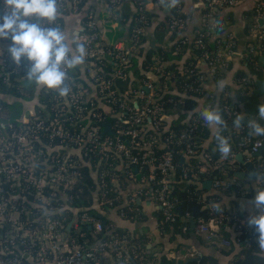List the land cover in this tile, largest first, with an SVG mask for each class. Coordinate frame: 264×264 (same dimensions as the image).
<instances>
[{"label":"built area","instance_id":"2783aa9c","mask_svg":"<svg viewBox=\"0 0 264 264\" xmlns=\"http://www.w3.org/2000/svg\"><path fill=\"white\" fill-rule=\"evenodd\" d=\"M79 1L58 0L59 12L67 8L75 10ZM121 1L107 0L104 3L114 8ZM236 1L200 0L207 8L201 14L202 26L193 30L190 39L184 36L181 40L183 44L193 38L200 57L188 70L196 83L183 84L185 89L192 90L199 98L196 99L194 109L186 112V125L179 132L164 131L170 117L183 113L180 109L183 105L182 99L170 97L163 103L155 100L151 73L146 76L147 80L135 88L122 92L114 90V78L122 77L120 69L112 66L108 75L101 70L97 60L103 56L104 50L98 45L99 39L92 24H86L91 31L89 34L80 32L79 36L80 42L87 47L83 70L88 81L77 77L75 68L67 70L66 83L71 89L67 96L61 97L54 90H41L43 93L53 91L50 96L52 112L39 102L44 117L35 115L29 109L26 114L21 115L18 120L19 127L12 131L11 137L0 138V179L9 182V194H12L4 197V191L0 188V264H24L21 258L29 264H158L148 252L137 248L131 232L126 230L119 234L110 233L113 227L103 214L114 210L122 219L129 220L128 216L134 219L139 212V202L155 206L159 213V228L164 223L171 225L178 217L183 216L191 223L179 224L180 231L192 227L207 242L216 241L222 246H229V241L218 230L233 224L239 231L242 222L236 211L217 208V197L213 192L232 188L239 193L240 180L232 175V171L238 170L241 164L236 159L237 153L246 155L244 160L252 164L254 172L264 173L263 163L255 165L252 162V159L258 161L260 157L256 159L251 156L261 147L263 139L253 138L245 133L243 126H234L232 116L237 113L235 103L231 105L224 102L220 112L226 121V127L220 134L229 138L230 154L224 157L219 153L215 139L216 130L212 133L210 149L215 157L212 158L211 153L200 146L207 132L201 112L204 108H215L211 101L205 99L211 95L216 101L220 96L223 99L227 97L225 91L219 95L206 94L203 84L207 76L213 79L227 69L228 60L235 48L230 34L210 41L212 33L218 27L214 9L232 6ZM147 2L151 1H132L135 20L130 29L131 43L128 47L120 48L119 41L114 42V50L125 54L139 43L149 21L144 13ZM263 6L264 1L257 0L250 11L247 31L253 41L242 54L244 63L264 50V27L259 21ZM185 21L186 17L169 19L166 31L171 33L172 30H181ZM207 40L213 47L211 52L206 49ZM1 52L3 80H7L9 75L28 69L29 65L24 62L19 67L14 66L7 51ZM114 57L120 63L125 62L119 53L114 54ZM199 64L205 67L204 73L199 69ZM151 70L158 72L160 66L153 61ZM243 81L240 76L234 78L236 84ZM168 103L177 106L178 111L173 116H165L162 109ZM109 119H112L111 124ZM105 123L108 124L109 132L103 131ZM99 124H102V131ZM0 127L3 128V125L0 124ZM7 127L11 128V125L7 124ZM40 136L46 138L45 144L39 142ZM232 138L236 140L233 141ZM172 143L181 145L176 153L180 155L182 163L192 157L200 161L192 166L182 165L177 176L178 180L189 181L197 187L202 180L203 183L208 181L206 190L202 188L190 198L201 210L206 211V217H195L188 211L181 212L180 215L177 212L178 201L171 192L177 169L173 161V151L168 147ZM164 146L167 149L159 153V149ZM83 167L94 181V211H83L69 218L65 215L56 218L45 216L53 211L66 210V192L80 178ZM121 175L137 183L132 190L123 194L118 185ZM255 181L259 189L264 187V179L260 175H257ZM13 188L17 191L14 192ZM26 196L31 199L29 206L25 203ZM20 213L23 214V219L18 217ZM96 213L101 215L103 224L100 218L95 217ZM68 223L67 228L72 229L74 235L82 236L84 232L80 228L85 226L97 237L90 243L84 240L79 244L74 236L63 232V226Z\"/></svg>","mask_w":264,"mask_h":264},{"label":"trees","instance_id":"16d2710c","mask_svg":"<svg viewBox=\"0 0 264 264\" xmlns=\"http://www.w3.org/2000/svg\"><path fill=\"white\" fill-rule=\"evenodd\" d=\"M150 1L159 9L164 7L160 3V0ZM103 2H107V0H103ZM83 3L84 0H80L76 5L75 10H68L67 8L64 11L59 12V15L57 16V25L61 27L62 16L68 11L77 12L81 8ZM108 7L112 9L116 8H113L111 6ZM206 9V6L202 7L201 13L205 12ZM218 10L219 9H214V15L218 22V27L215 30L216 33L221 32L224 27H226L225 23L221 25L222 19L217 18ZM144 13L147 17H149V13L147 11H145ZM185 17L186 16L180 12L177 5L175 8L169 10V14L165 16L164 20L154 28L153 34L155 36H158L163 30H167V23L169 19ZM80 20L83 26V30L81 31V33L89 34L91 30L86 27L87 17L84 16ZM134 20L135 10L134 14H132L127 24L123 23L125 21L120 19V25L124 26L125 24V28L127 30L125 39L126 42L124 44L125 47H128L131 43L129 35ZM123 26L120 29L114 30L112 33L108 34V43H101L99 40H97L99 47L104 50L103 56L97 60L100 64L101 70L108 75L111 71L112 66H114L116 69H120L122 77H115L113 86L114 90H117L118 92H122L123 90L132 87L135 88L139 86V84L141 85V82L147 80L145 73H151V84L153 88V95H155V100L163 103L167 98L172 97L174 99H182L183 101V105L180 106V109H182L183 113H180V115L177 116H173L175 115L176 111H178L177 106L168 103L164 104L162 107L163 111L165 112V116H173L169 118V122L166 127L167 129L164 132H179L186 125L184 122L185 118L187 117L186 112L194 109L196 105V99L199 98L192 90L185 89L183 87V84L187 82L192 84L196 83V81L193 80V75L188 74V70L193 67L196 60L200 57V51L194 44V39L192 38L189 41L186 40L182 44L181 40L184 36H178V31L172 30L169 36L170 44L168 46H149L141 56L140 43L143 39V37H141L137 45L133 46L131 50L126 52L125 54H122L120 51L114 50L112 48V44L119 41L120 37L122 36ZM201 26L202 25H200V27ZM4 43H7L9 45V41L5 40ZM206 49L208 50V52H211L213 49L209 40L206 41ZM5 50L7 51V49ZM184 52H187L186 57H183ZM116 53H119V55L124 58V63H120L119 60L114 57V54ZM263 53L264 50L260 54L251 58V60L245 62L246 72H241L238 75L242 77L244 81L237 85V89L234 93V101H231L230 97H226L225 99H223L222 96L218 97L216 101L215 97L212 95L205 99L206 101H211L212 107H214L215 105V108L220 112L221 105L224 102H227L231 105H234L235 102L241 103V107L237 106L236 115L232 116V123L237 118V115L239 113L240 115L243 114V122L241 126L244 127V132L248 133L253 138L263 137L250 134L251 129L247 124L248 115H251L250 119H256L261 124H264V120H260L257 113L258 104H264V60L262 59ZM138 59L140 61V64L137 68ZM153 61H155L160 66V70L158 72L151 70ZM22 62L27 63L25 61ZM27 70H24L21 73L9 75L7 80H3L1 76V74L3 73V68L0 67V124L3 125V128L0 127V138H10L12 131L18 129V120L20 119L21 115L26 114L28 110V108L24 107V103H29L30 99L34 98V100L36 99L37 101V103L34 104L31 108V110L34 111L35 115L39 114L40 116H45L42 109H40L41 105L39 104V102L41 104H45L46 108L52 112V110L50 109L52 107L50 96L51 94H53V91L43 93L42 91H40V89L37 92L35 84L29 82L24 76ZM129 73L132 75L131 77L133 78V80L138 81L139 84H134L133 81L129 79ZM221 74L222 73H219V75L215 76L213 80H218V78L221 77ZM245 120L247 121L245 122ZM109 123H112V119H109ZM7 124H10L11 128H8ZM164 124L166 125V123ZM99 127L100 131H102V124H99ZM232 140L235 141L236 138H232ZM39 142L41 144H45L46 138L44 136H40ZM36 144L40 146L39 143L36 142ZM53 144L55 143L53 142ZM168 147H170V149L173 151V161L177 165V169L175 171V183L172 184L171 192L177 199L178 206H181V212L184 213L185 211H188L189 213H193L192 209L194 208L198 210V212L194 215L195 217L199 215L206 217V211L204 209L201 210L200 207L195 205L190 199L195 192H200L202 190L203 180L200 183V186L197 187L189 181L178 180L177 176V174L179 173V168L182 165L192 166L199 164L200 161L197 160V158L192 157L189 158L186 163H182L180 161V155L176 153L181 145L172 143ZM166 149V146L160 148L159 153H162ZM207 151L211 153L210 149H207ZM211 156L212 158H214L215 154L211 153ZM252 162L255 165L258 163L264 164V148L261 150L260 159L258 161L252 159ZM93 187L94 181L89 175L88 170L84 167L81 168L80 178L76 180L72 187L66 192V210L53 211L50 214H46L45 216L56 218L61 215H65L69 218L73 214H78L83 211H94V208L92 206ZM0 188L4 191V197L12 196V194H9L11 192L9 182L0 179ZM13 189L14 192L17 191L16 188ZM24 194L27 195L26 193ZM251 194L252 192L245 193L243 197L247 199L251 196ZM26 200L27 201L25 203L28 205V202H30L31 200L30 196H26ZM16 202H18V200H16ZM237 215L240 221L245 222L246 226H242L240 228V234H237L235 238L236 240L234 239L231 242L232 244H239L240 246H242L237 253L236 258L231 262V264H264V247L260 246L258 243V234L254 231L253 228L247 225L249 214L246 212V209H242L241 211H237ZM18 217L20 219L24 218L22 213H20ZM137 218L138 216H136L134 219ZM127 219L131 221L133 220L132 218H129V216L127 217ZM183 223L190 225L189 220H184V217L180 216L175 223L171 225L164 223L161 225L160 229L168 233L170 232L171 235L175 233H181L178 226L179 224ZM80 230L84 232L82 236H79L78 234L74 235L72 229L67 228L66 224L63 226V232L69 236H74L76 242L79 244H82L84 240L87 243H90L97 237L96 234H93L91 229H87L85 226H81ZM125 231L126 230L123 229H113L110 233L119 234ZM183 232L186 233L188 232V230ZM132 235L134 236L133 242L136 244L137 248L148 252V255L153 256L158 264H174V259L171 255L172 251L168 250L165 253L163 252L155 256L149 252L148 248H145V244L148 242V240L143 234L132 233ZM221 235L224 237L227 236L226 232L224 233L223 231ZM21 260L24 264H29L22 258ZM186 264H212V260L210 258L201 257L198 261H189Z\"/></svg>","mask_w":264,"mask_h":264},{"label":"crops","instance_id":"0c3cea01","mask_svg":"<svg viewBox=\"0 0 264 264\" xmlns=\"http://www.w3.org/2000/svg\"><path fill=\"white\" fill-rule=\"evenodd\" d=\"M132 1L133 0H122L116 8L112 9L109 8L103 0H84L83 5L77 12L68 11L62 16L61 29L65 32V34H71L72 32L80 33L81 29H83L80 19L86 16V24H92L99 41L101 43H108V34L112 33L114 30L120 29L123 26L120 25V19L124 20L125 22L123 23L127 24L132 14H134L135 9ZM256 1L257 0H237L232 6L223 7L218 10L217 18L222 19L221 25L225 23L226 27H224V29L219 33H212L210 41L214 40L216 37L221 38L226 34H230L234 40L235 48L228 60V67L222 72L221 77H219L218 80H213L207 76V80L203 84L204 92L206 94L214 93L215 95H219L221 92L225 91L227 97H230L231 101H234V93L238 85L234 82V78L241 72H246V65L242 59V54L245 52L246 46L253 41V37L247 31V22L250 11ZM177 5L180 12L186 16L185 25L177 32V34L178 36H185L190 39L193 30L200 27L202 23L201 9L205 5L202 4L200 0H179ZM145 9L149 13V21L147 26L144 28L142 36L143 39L140 43L141 56L149 46L164 47L170 44V33L166 30H163L158 36L153 34L154 28L164 20L165 16L169 14V10L165 7L159 9L152 2H147L145 4ZM259 19L260 23L264 27V6ZM125 24L123 26L122 36L119 39L118 47L120 48H124V44L126 42L125 39L127 30L125 28ZM7 48L8 44L0 41V52ZM186 55L187 52H184L183 57H186ZM139 64L140 61L138 59L137 68ZM83 67L84 63L77 66L75 70L77 72V77L86 82L88 81V78L86 73H84ZM199 69L203 73L205 72V67L202 64H199ZM145 74L146 76H150L149 72ZM131 76L132 75L129 73V79L133 81L134 84H139V82L133 80ZM35 88L38 92L40 89L42 90L43 87L35 85ZM87 88L89 87L87 86ZM91 92L92 87H90L89 93ZM36 103V99H30L29 103H24V107L29 110ZM235 103L238 107H241V103ZM241 115L243 116V114ZM250 118L251 115H248L247 120ZM247 120H245V122ZM206 129V137L200 145L203 150L212 149L211 137L212 133L216 130L214 126H209L207 124ZM263 137L262 139H264ZM237 154L240 156L239 159H236L241 164L238 170L232 171V175L234 176V172L243 173L241 178L235 176L238 180H240L239 193L232 188L224 191L219 190L213 192V194L217 197V208L219 210H231L236 212L238 210L241 211L242 209H246L249 216L257 215L259 214V210L253 207L251 202L254 199L258 187L255 178L251 177L244 167V163L249 162L248 160H244L246 155L242 152ZM119 178L120 181L118 185L122 190V194L126 193V191L132 190L137 184L136 182L129 180L124 175H121ZM207 182L208 181H205L202 184V187L205 190L208 188ZM249 192H252L251 196L245 199L243 197L244 194ZM138 208V218L133 219L132 221L122 219L114 210L107 211L103 214L105 219L112 225L113 229H123L131 233L143 234L148 240L145 244V248H148L149 252L155 256L170 250L172 251L171 255L173 256L174 263L183 264L186 258L198 256L199 259L201 257L210 258L212 260V264H231L242 247L239 244L237 245L231 243L236 238L237 234H240L233 224L226 226L222 230H218L220 235L222 231L227 234L226 237L221 235L231 243H229V246L226 247L220 245L216 241L213 243L207 242L203 235L194 232L192 227H189L188 232L186 233L180 231L181 233L171 235L170 232H165L159 228V213L157 212L155 206L147 202H139ZM197 212L198 210L192 214L195 215ZM184 220L188 221L189 219ZM242 226H246L245 222H242Z\"/></svg>","mask_w":264,"mask_h":264},{"label":"clouds","instance_id":"9594fccd","mask_svg":"<svg viewBox=\"0 0 264 264\" xmlns=\"http://www.w3.org/2000/svg\"><path fill=\"white\" fill-rule=\"evenodd\" d=\"M160 3L171 10L179 0H160ZM58 15V0H2L0 41H9L7 55L14 66L19 67L22 61L28 63L24 76L29 82L65 97L71 91L66 83L67 70L85 62L87 47L80 42L78 32L65 34L56 24ZM257 113L260 120H264V104H258ZM201 117L205 124L216 128L217 149L227 157L231 145L229 138L220 134L226 127L222 114L216 108H204ZM242 122V115L238 114L233 124L240 127ZM247 124L250 134L264 136V124L256 119H249ZM251 175L254 178L260 175L264 179V173L255 171ZM251 203L259 214L249 216L247 225L258 234V243L264 247V187L256 190Z\"/></svg>","mask_w":264,"mask_h":264},{"label":"water","instance_id":"95a60500","mask_svg":"<svg viewBox=\"0 0 264 264\" xmlns=\"http://www.w3.org/2000/svg\"><path fill=\"white\" fill-rule=\"evenodd\" d=\"M262 59L264 60V53H263ZM103 127H104V130H103L104 132H109V130H108V124H107V123L103 124ZM263 148H264V139H263V141H262V145H261V147L257 150L256 153L252 154L251 156H255L256 159H258V158L260 157L261 150H262ZM239 156H240V155L237 154V155H236V158L239 159ZM244 167H245L246 170L248 171L249 175H250L251 177H253V176L251 175V173H253L254 171H253V168H252V166H251V163H250V162H245V163H244ZM133 171H135V168H133ZM234 176H237L238 178H241V177L243 176V173H242V172H234ZM207 184H208V182H207ZM192 211H193V213H194L196 210L193 208ZM177 212H178L179 215L181 214V206H178V207H177ZM95 217L101 219V215H100L99 213H96V214H95ZM100 222H101V224H103V223H104V220L101 219ZM68 226H69V223L67 224L66 227H68ZM198 259H199L198 256L188 257V258H186V259L184 260L183 264H186V263L189 262V261H197Z\"/></svg>","mask_w":264,"mask_h":264}]
</instances>
